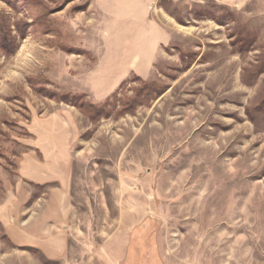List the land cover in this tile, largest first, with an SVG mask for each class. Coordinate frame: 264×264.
I'll return each mask as SVG.
<instances>
[{
  "label": "rangeland",
  "instance_id": "374dc122",
  "mask_svg": "<svg viewBox=\"0 0 264 264\" xmlns=\"http://www.w3.org/2000/svg\"><path fill=\"white\" fill-rule=\"evenodd\" d=\"M0 17V264H264V0Z\"/></svg>",
  "mask_w": 264,
  "mask_h": 264
},
{
  "label": "trees",
  "instance_id": "16d2710c",
  "mask_svg": "<svg viewBox=\"0 0 264 264\" xmlns=\"http://www.w3.org/2000/svg\"><path fill=\"white\" fill-rule=\"evenodd\" d=\"M16 30V29H15ZM18 33V30L16 31ZM15 37L12 35L10 26L8 22L0 17V50L4 54H11L15 50L16 47ZM60 100L66 103L71 104L82 110L91 120H96L100 118L102 114V110H104V106H95L92 104H88L83 100V96L74 95L69 98L67 96H61Z\"/></svg>",
  "mask_w": 264,
  "mask_h": 264
},
{
  "label": "crops",
  "instance_id": "0c3cea01",
  "mask_svg": "<svg viewBox=\"0 0 264 264\" xmlns=\"http://www.w3.org/2000/svg\"><path fill=\"white\" fill-rule=\"evenodd\" d=\"M151 61H152V60H150V61L148 62V65L151 63Z\"/></svg>",
  "mask_w": 264,
  "mask_h": 264
}]
</instances>
